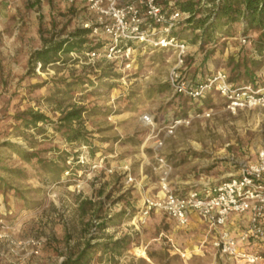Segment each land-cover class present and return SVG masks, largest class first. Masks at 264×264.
<instances>
[{"label":"rangeland","instance_id":"374dc122","mask_svg":"<svg viewBox=\"0 0 264 264\" xmlns=\"http://www.w3.org/2000/svg\"><path fill=\"white\" fill-rule=\"evenodd\" d=\"M127 1L137 0L118 4ZM158 2L164 10L171 7ZM100 26L82 1L0 0V264H60L87 239L94 243L104 235L128 243L116 263L95 252L89 264H250L220 258L196 217L181 227L160 211H151L143 222L138 215L143 199L159 190L156 157L172 166L169 180L177 191L220 182L236 175L241 163L254 161L264 145V105L232 113L218 94L200 101L176 94L169 84L174 49L133 42L129 59L122 52L104 58L111 41ZM76 28H91L88 43H100L94 49L100 55L70 51L44 68H31L29 58L43 45L42 37L64 38ZM171 32L186 44L178 72L187 82L223 68L236 84H264V57L253 48L257 32L236 23L216 45L201 44L199 30L185 19ZM250 58L261 60L258 67L247 63L254 82L241 64ZM237 61L240 66L232 72ZM76 79L81 83L65 86V80ZM72 104L86 109L75 126L88 144L67 141L58 128L60 111ZM30 110L46 115L37 123L40 129L22 126L23 113ZM203 110L210 115L194 116ZM144 113L152 116V126L140 119ZM174 117L189 122L165 136ZM156 138H163L160 148L154 146ZM7 143L58 165L65 160L68 168L52 181L35 158L23 160Z\"/></svg>","mask_w":264,"mask_h":264},{"label":"built area","instance_id":"2783aa9c","mask_svg":"<svg viewBox=\"0 0 264 264\" xmlns=\"http://www.w3.org/2000/svg\"><path fill=\"white\" fill-rule=\"evenodd\" d=\"M82 1L89 5L97 15V20L109 43L102 55L112 58L116 52H122L125 59L131 55V44L174 49L175 65L170 75L169 84L176 94H181L193 101H200L213 93L224 100L225 108L230 112L244 108L264 105V84H236L229 81L228 73L223 68H214L197 82H187L179 75L186 57V44L172 34L173 27L189 17L188 12L178 9L164 10L158 0L127 1L119 5L118 0H68ZM217 1V0H216ZM204 3V1L202 2ZM209 6V5H207ZM97 26L93 27L96 32ZM221 34L216 35V39ZM246 42L245 36H240ZM118 42L124 45L118 46ZM88 55H100L91 50ZM264 78V71H262ZM209 116L203 110L194 116ZM190 117V116H189ZM146 125L153 124L152 116L144 113L140 118ZM188 117H174L166 125L165 136L181 124H187ZM163 138H156L155 148H160ZM157 158L159 170V195L145 197L138 215L143 222L151 211H160L178 226H186L192 217L204 224L209 235V243L220 258L241 261L250 264H264V145L261 146L254 161L240 164L239 171L217 183H203L185 191L175 190L169 180L172 166L162 158ZM84 163V157L79 156ZM95 166V165H94ZM67 173V172H66ZM128 176L127 181H132ZM247 215L244 228L235 233L237 228L228 226L232 217ZM259 246L261 249L254 248Z\"/></svg>","mask_w":264,"mask_h":264},{"label":"trees","instance_id":"16d2710c","mask_svg":"<svg viewBox=\"0 0 264 264\" xmlns=\"http://www.w3.org/2000/svg\"><path fill=\"white\" fill-rule=\"evenodd\" d=\"M203 1L204 5H202ZM164 4L165 6L171 4L170 9H178L189 13V17L185 19V22L193 24V28L199 30V42L203 45H207L210 42H214L216 45L215 37L217 34L227 33L229 28L236 23L242 24L244 30L247 31L249 29L258 33L253 41V48L258 56L264 57V0H165ZM90 32L91 28H76L64 38L42 37L43 45L32 52L28 61L29 65L32 69L37 64L40 65V68H44L50 63L59 61L62 54L70 51L80 52L82 50L97 49L100 43H95L94 45L88 43L87 35ZM248 62H250L251 66L258 67L261 60L250 58L249 61L244 59L241 63L248 79L254 82V71L248 67ZM239 66L240 63L237 61L232 67V72H237ZM229 81L235 82L231 76H229ZM64 83L67 88H70V86L80 84L81 81L77 79L74 81L65 80ZM164 88L165 86L163 85L158 90L162 91ZM209 96L211 95L204 99ZM85 110L83 106L72 104L60 111L58 128L64 129L62 134L67 141H79L88 144L84 131L80 127L75 126V123L79 122ZM23 115L27 116L21 121L25 129L29 127L40 129V127H37V123L47 120L46 115L39 111H25ZM7 144L23 160L30 161L35 158L52 181H58L62 172L68 168L65 165V160H63L62 165H58L52 161L42 160L38 154L27 151L18 145ZM1 181L3 185L6 184L3 179ZM88 203L92 205L90 201ZM105 224V222L99 223V228H103ZM103 238L101 241H95L94 243L87 239L77 251L68 253L60 264H89L95 252H100V255H109L110 262L116 263V258L121 255L122 250L128 243L127 239L121 237L113 240L110 235H104Z\"/></svg>","mask_w":264,"mask_h":264},{"label":"crops","instance_id":"0c3cea01","mask_svg":"<svg viewBox=\"0 0 264 264\" xmlns=\"http://www.w3.org/2000/svg\"><path fill=\"white\" fill-rule=\"evenodd\" d=\"M157 195H159V192L157 193ZM156 195V196H157ZM241 219H245L243 221H241ZM246 220H247V215H244V216H241V217H238V216H235V217H232L231 221L229 222L228 226L232 229L234 228H241L243 227L245 224H246Z\"/></svg>","mask_w":264,"mask_h":264}]
</instances>
